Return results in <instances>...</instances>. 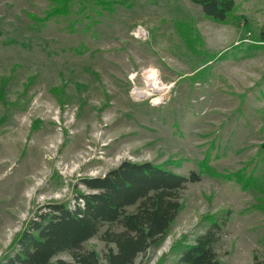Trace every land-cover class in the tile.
<instances>
[{"label": "rangeland", "instance_id": "rangeland-1", "mask_svg": "<svg viewBox=\"0 0 264 264\" xmlns=\"http://www.w3.org/2000/svg\"><path fill=\"white\" fill-rule=\"evenodd\" d=\"M93 1L70 0V14L39 25L30 15L43 17L50 2L0 0V264L37 209L73 208L89 193L81 180L123 161L188 176L204 160L254 187L207 174L186 184L167 237L135 264H180L209 217L226 221L213 246L220 264H264V47L245 49L264 24V0H234L225 24L189 0H110L111 13ZM176 21L193 23L203 57L185 48ZM224 52L235 58L217 59ZM107 229L121 231L103 225L83 244L101 264L115 250L101 239Z\"/></svg>", "mask_w": 264, "mask_h": 264}, {"label": "trees", "instance_id": "trees-1", "mask_svg": "<svg viewBox=\"0 0 264 264\" xmlns=\"http://www.w3.org/2000/svg\"><path fill=\"white\" fill-rule=\"evenodd\" d=\"M45 1L52 7L43 17L30 15L36 24L44 25L51 18L70 14V0ZM189 1L201 8L204 18L218 24L227 23L235 10L234 0ZM93 2L110 13L116 4L110 0ZM87 17L91 19L90 15ZM174 26L185 48L194 56L203 57L204 43L193 23L176 21ZM252 41L254 44L245 47L248 51L264 47V24ZM232 57L235 58L224 52L217 59ZM214 60V57L204 59L203 65ZM202 174L234 181L244 190L254 187L251 178L242 171L219 174L208 166L207 160L200 163V173L192 171L188 176L151 162L123 161L101 177L81 180L89 193H78L73 208L69 202H62L37 209L11 242L1 264H101L99 255L95 251H84L83 244L96 236L103 225L121 228V231L107 229L101 237L106 245L115 248H108L104 256L107 264H135L139 256L159 247L165 240L183 207L180 191L186 184L198 182ZM129 208L133 210L129 212ZM207 219L208 230L193 244L182 246L180 264H220L213 246L226 221ZM62 253H67L72 261H53Z\"/></svg>", "mask_w": 264, "mask_h": 264}, {"label": "bare ground", "instance_id": "bare-ground-1", "mask_svg": "<svg viewBox=\"0 0 264 264\" xmlns=\"http://www.w3.org/2000/svg\"><path fill=\"white\" fill-rule=\"evenodd\" d=\"M147 80H149L148 82L150 83V85L153 86L154 90L156 92H159V93H164L165 91V88L163 87L162 84L158 83L157 79H154V78H151V77H147L146 78ZM151 87V86H150ZM163 95V94H162ZM19 194V193H18ZM3 229V228H2Z\"/></svg>", "mask_w": 264, "mask_h": 264}, {"label": "built area", "instance_id": "built-area-1", "mask_svg": "<svg viewBox=\"0 0 264 264\" xmlns=\"http://www.w3.org/2000/svg\"><path fill=\"white\" fill-rule=\"evenodd\" d=\"M142 32H143V31H141V30L138 31V32H137V35H141ZM137 35H136V36H137ZM141 36H142V35H141Z\"/></svg>", "mask_w": 264, "mask_h": 264}]
</instances>
